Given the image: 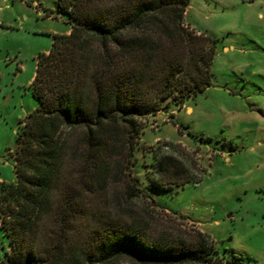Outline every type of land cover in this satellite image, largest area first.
I'll return each mask as SVG.
<instances>
[{"label": "trees", "instance_id": "obj_1", "mask_svg": "<svg viewBox=\"0 0 264 264\" xmlns=\"http://www.w3.org/2000/svg\"><path fill=\"white\" fill-rule=\"evenodd\" d=\"M189 3L54 1L47 16L70 32L37 57V106L10 151L15 177L0 181V264H223L210 234L147 191L191 182L184 164L156 155L148 186L135 170L150 117L213 85L216 40L185 24Z\"/></svg>", "mask_w": 264, "mask_h": 264}, {"label": "rangeland", "instance_id": "obj_2", "mask_svg": "<svg viewBox=\"0 0 264 264\" xmlns=\"http://www.w3.org/2000/svg\"><path fill=\"white\" fill-rule=\"evenodd\" d=\"M54 1L0 0V181L15 177L10 151L37 106V57L70 27L47 16ZM185 24L216 40L213 85L186 102L192 112L170 107L150 117L135 170L148 186L156 155L172 153L194 179L148 193L178 223L210 234L232 264H264V0H190ZM6 250L0 228V259Z\"/></svg>", "mask_w": 264, "mask_h": 264}, {"label": "crops", "instance_id": "obj_3", "mask_svg": "<svg viewBox=\"0 0 264 264\" xmlns=\"http://www.w3.org/2000/svg\"><path fill=\"white\" fill-rule=\"evenodd\" d=\"M70 32V27H69V29L68 30H66L64 33H69ZM235 48V47H234ZM229 49V48H228ZM227 49V50H228ZM210 89V87L206 90V91H208ZM205 92V91H204ZM182 109H185L187 112H192L193 111V107L190 105V104H185L183 107H182ZM160 139V137H157V138H155V140H159Z\"/></svg>", "mask_w": 264, "mask_h": 264}]
</instances>
